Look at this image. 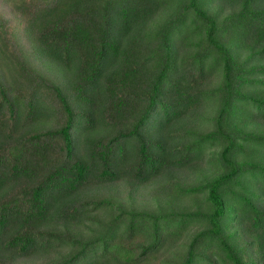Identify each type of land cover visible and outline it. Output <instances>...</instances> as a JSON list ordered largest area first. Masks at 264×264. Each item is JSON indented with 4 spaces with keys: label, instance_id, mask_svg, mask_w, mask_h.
I'll return each mask as SVG.
<instances>
[{
    "label": "trees",
    "instance_id": "16d2710c",
    "mask_svg": "<svg viewBox=\"0 0 264 264\" xmlns=\"http://www.w3.org/2000/svg\"><path fill=\"white\" fill-rule=\"evenodd\" d=\"M0 7V264H264V0Z\"/></svg>",
    "mask_w": 264,
    "mask_h": 264
},
{
    "label": "rangeland",
    "instance_id": "374dc122",
    "mask_svg": "<svg viewBox=\"0 0 264 264\" xmlns=\"http://www.w3.org/2000/svg\"><path fill=\"white\" fill-rule=\"evenodd\" d=\"M0 13H2L4 15V17H6V18H9V19L12 18L11 15L7 12V10H3V9H1V7H0ZM142 199H144V198L140 197V199H138L136 201H139V202L141 201L142 203H145Z\"/></svg>",
    "mask_w": 264,
    "mask_h": 264
}]
</instances>
